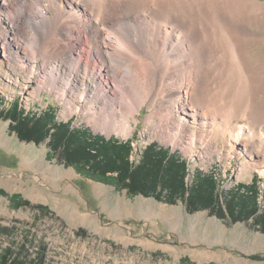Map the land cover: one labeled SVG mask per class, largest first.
Masks as SVG:
<instances>
[{
	"label": "rangeland",
	"instance_id": "rangeland-1",
	"mask_svg": "<svg viewBox=\"0 0 264 264\" xmlns=\"http://www.w3.org/2000/svg\"><path fill=\"white\" fill-rule=\"evenodd\" d=\"M57 1H53V4ZM12 2L9 15L19 9L20 3L25 10L35 7V0ZM18 21L17 27L21 23V20ZM4 27L7 26L4 24ZM3 28L0 25V34L4 33L1 32ZM41 33L42 25H34L28 38L30 40L34 36L39 40ZM112 35L118 39H126L117 49H140L142 46L140 37L135 34L126 37L121 30L114 28ZM12 37L13 35L7 36ZM80 43L82 42L79 41L77 45ZM263 45L250 43V62L264 63L260 62L264 57ZM12 46V49L22 51L17 49L14 42ZM227 48L231 49L230 63L237 65L240 60L235 53L237 46L233 44ZM34 49L45 79L46 64L40 60L38 48ZM144 49H151V45ZM2 52L3 49L0 48V58L3 59H0V81L1 78H6L2 73L6 62ZM120 60L122 59H117L116 63ZM125 63L123 68L119 65L123 80L117 84L122 91L117 100L120 99L118 105L125 108L124 115H130L133 130L127 137L110 126L113 121L121 119L119 115L107 121L108 124L99 121L96 125L88 120L87 109H92L95 103L94 88L91 86L88 96L80 99V95L76 97L73 93L87 90V87L71 83L75 88L70 95L67 93V100L63 96L61 100L56 93L43 88V81L40 80L38 87L28 90L29 92L19 90L21 101L26 102L23 107L36 111L45 110L48 105L53 108L56 121L71 120L75 127L88 128L91 133L100 134L106 139L112 137L129 141L128 160L131 167L139 164L142 152L152 142L177 151L188 163L185 179L189 184L195 170L216 174L221 190L218 209L222 208L223 217L209 209L188 212L182 200L168 203L152 196L130 195L126 188L111 179H94L88 172L66 164L59 153L49 147L48 138L38 144L22 141L9 126L10 120L1 118L0 264H264V231L260 224L254 223L253 216L233 221L223 205V194L226 195L227 190L233 189L237 183L252 184L256 180L257 202L261 211L264 207V173H260L252 164H245L246 155L231 142L228 143L222 135L218 136L216 148L212 149H207L206 141L194 139L195 143L189 146V153L184 146L164 142L154 133V125L158 123V119L153 118L154 113L151 114L158 102L155 107L153 103V108H149V103L144 102L138 112L132 113L133 105L139 101L140 84L136 85L138 83L135 80L128 78L132 68L129 67V62ZM235 67L239 72L243 70L239 65ZM70 74L74 75L72 71ZM93 80L90 77V81ZM86 84L89 86V82ZM258 97L261 100L264 98L262 93ZM35 104L39 105L36 107ZM79 107L82 108L81 113L77 112ZM149 114L152 117L148 118ZM232 121L242 127L248 125L246 118ZM260 136H264V125L258 137ZM184 141L186 138L181 143Z\"/></svg>",
	"mask_w": 264,
	"mask_h": 264
},
{
	"label": "bare ground",
	"instance_id": "bare-ground-1",
	"mask_svg": "<svg viewBox=\"0 0 264 264\" xmlns=\"http://www.w3.org/2000/svg\"><path fill=\"white\" fill-rule=\"evenodd\" d=\"M12 1L0 0V25L7 26L0 34L4 58L13 64L19 55L34 61L38 59L34 48H38L46 64L43 88L61 100L62 96L67 100L74 82L87 87L73 93L80 99L88 96L90 86L94 88L95 103L87 109L90 122L108 124L119 115L121 119L110 123L111 128L126 137L133 130L130 115H124L125 108L117 100L122 93L117 85L123 80L120 69L129 62L133 70L128 78L140 84L139 101L132 113L138 112L144 102L149 108L158 102L151 114L158 119L154 133L164 142L184 146L189 153L194 139L206 141L207 149H212L222 135L246 155L245 164L264 173V136L258 137L264 125V98L258 97L259 93L264 96V63L254 64L248 59L250 43L264 44V2L58 0L53 4L55 0H35L32 9L25 10L20 3L19 9L9 15ZM34 25H42L39 40L28 38ZM114 28L126 37L139 36L140 49H117L126 39L112 35ZM8 34L13 37L7 38ZM79 41L82 43L77 45ZM12 42L22 51L12 49ZM233 44L240 58L234 66L230 63L231 49L227 48ZM147 45L151 49H144ZM117 59L122 60L116 63ZM238 65L243 68L240 72L235 67ZM78 109L81 113L82 108ZM238 118H246L248 125L233 123Z\"/></svg>",
	"mask_w": 264,
	"mask_h": 264
},
{
	"label": "trees",
	"instance_id": "trees-1",
	"mask_svg": "<svg viewBox=\"0 0 264 264\" xmlns=\"http://www.w3.org/2000/svg\"><path fill=\"white\" fill-rule=\"evenodd\" d=\"M38 110H26L19 98L5 101L0 96V119L10 120L9 126L20 140L38 144L48 138L49 147L58 152L66 164L88 172L94 179H111L126 188L130 195L152 196L168 203L182 200L188 212L209 209L223 217L222 208L218 209L221 190L214 172L205 174L195 170L189 184L185 179L187 161L177 151L156 142L148 144L139 164L131 167L129 141L106 139L88 128L73 126L71 120L56 121L53 108L48 105L45 110ZM255 182L237 183L226 195L222 193L223 205L233 221L253 216L254 223L260 224L264 231V207L259 211Z\"/></svg>",
	"mask_w": 264,
	"mask_h": 264
},
{
	"label": "built area",
	"instance_id": "built-area-1",
	"mask_svg": "<svg viewBox=\"0 0 264 264\" xmlns=\"http://www.w3.org/2000/svg\"><path fill=\"white\" fill-rule=\"evenodd\" d=\"M6 51H7V49H5V52ZM10 52H12V51H10ZM25 58L26 57L23 58L19 55L18 56L19 61L17 59V62H16L17 65L13 64L11 61L4 58L6 60V62L4 64L5 65L4 67L6 69H4V67H3L2 73H3V77L4 78L6 77L5 78L6 81L1 78V81H0L1 87L0 88H2V86L4 88L1 89L0 96L5 98V100H10V99L13 100V99L19 98L20 102H22L21 101L22 98H20V92H19L20 89L22 91H24V90H27V91L30 90L31 91L35 87L36 88L38 87V85L40 84L38 82L40 80H42V79L45 80L43 78V71L41 70V66H40L41 62H39L37 60H34V61L28 60V62H27ZM18 72H19V74H18ZM4 81L7 83L6 85H4V83H5ZM24 108L26 109V107H24Z\"/></svg>",
	"mask_w": 264,
	"mask_h": 264
}]
</instances>
